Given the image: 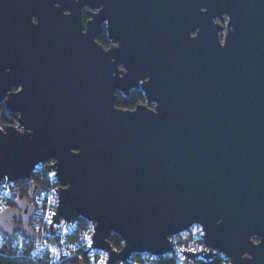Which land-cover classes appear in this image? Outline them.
I'll return each mask as SVG.
<instances>
[{"label":"water","instance_id":"water-1","mask_svg":"<svg viewBox=\"0 0 264 264\" xmlns=\"http://www.w3.org/2000/svg\"><path fill=\"white\" fill-rule=\"evenodd\" d=\"M104 23L117 46L96 40ZM0 65L19 121L0 127V184L54 160L49 232L84 217L118 264L199 224L207 247L181 249L186 264H264V0H0ZM134 87L145 102L117 105ZM40 189L0 212L7 235L37 238Z\"/></svg>","mask_w":264,"mask_h":264},{"label":"built area","instance_id":"built-area-1","mask_svg":"<svg viewBox=\"0 0 264 264\" xmlns=\"http://www.w3.org/2000/svg\"><path fill=\"white\" fill-rule=\"evenodd\" d=\"M53 162L54 160H50L45 163L50 166ZM42 164L44 163L38 164L35 170ZM50 170L51 178L56 180L58 184L51 189L41 188L38 195L36 196V199L33 201V228L38 234V237L35 241L33 253L37 255H43L48 252L51 255L52 259H54L55 261H60L65 257L74 255L83 257L82 250H85V252L89 256L86 262L87 264H109L107 262L109 258V252L104 249L93 247L92 236L95 231V225L91 221L89 226L81 233L78 238L75 239H72L70 237L79 229L78 220L75 222L62 220L60 223L55 224L54 233L48 231V228L51 225V223H49V218L51 219V221H53V216H50V214L56 213L59 203L58 191L56 190V188L60 187L61 185L55 171L52 169ZM7 181H5L4 184H0V212L8 206L9 200L13 197V185L16 181ZM203 234L204 231L201 225L195 224L191 228L174 235L172 237L174 249L169 251L168 254L170 256L177 255L179 264H186L184 261L185 255L181 251V249H191L195 252L206 249L207 246L204 242ZM5 235L6 233L0 227V241L4 240ZM185 239H188V245H185ZM23 241V238L22 240L17 239V243H20V245H23ZM89 248L91 249L87 251ZM114 248L117 250L121 249L116 246H114ZM143 253L144 260H139L133 256L134 254H132L127 260H122L118 264H147L149 258L158 256L149 252ZM192 260L197 264H203L204 261H208L202 255L195 256L192 258Z\"/></svg>","mask_w":264,"mask_h":264},{"label":"trees","instance_id":"trees-1","mask_svg":"<svg viewBox=\"0 0 264 264\" xmlns=\"http://www.w3.org/2000/svg\"><path fill=\"white\" fill-rule=\"evenodd\" d=\"M101 39H106L104 33ZM145 100L144 92L142 89H135L131 97L124 96L118 93L117 105L123 107L133 108L140 100ZM3 123L19 124L18 114L10 112L5 105H0V127ZM51 170L47 163L42 164L37 168L31 178H24L17 180L13 185V197L9 200L6 208H19L18 200L29 198L32 186L38 184L42 189H51L55 187L58 182L51 178ZM34 204V203H33ZM5 208V209H6ZM33 218V217H32ZM30 220L29 227L32 231L37 233L33 228V220ZM79 229L70 238H78L81 233L89 226L90 221L84 217L78 219ZM24 239L23 245L17 243L18 240ZM38 237V234H37ZM111 243L121 248L124 244L122 237L112 232L109 236ZM36 238L26 231L19 229L18 233L14 235H5L4 240L0 241V264H87L88 254L82 250L83 257L79 255L65 257L60 261L52 259L51 255L47 252L43 255L33 253ZM20 242V241H19ZM135 258L144 260V253H134ZM229 258L223 253H217L212 260L204 261L203 264H228ZM147 264H179L177 255L170 256L168 253L149 258Z\"/></svg>","mask_w":264,"mask_h":264},{"label":"flooded vegetation","instance_id":"flooded-vegetation-1","mask_svg":"<svg viewBox=\"0 0 264 264\" xmlns=\"http://www.w3.org/2000/svg\"><path fill=\"white\" fill-rule=\"evenodd\" d=\"M87 10H88V8H85L84 9V22L86 23L87 22V20L90 18V15L87 13ZM106 34V39H101L100 37L103 35V34ZM96 40L101 44V45H103L106 49L107 48H110V47H114V46H117L118 45V42L116 41V40H114V39H112V38H110L109 36H108V33H107V30H106V24L104 23L103 24V31L99 34V35H97V37H96ZM135 89H142L141 87H134V88H131V90H130V94L129 95H126V94H124L123 92H121L120 90H117L116 91V103H117V97H118V93H121V94H123L124 96H127V97H131V94H132V92L135 90ZM145 96V95H144ZM145 100H140L138 103H142V102H144ZM137 103V104H138ZM136 104V105H137ZM0 105H4V104H0ZM20 225H22L23 224V222H18Z\"/></svg>","mask_w":264,"mask_h":264},{"label":"snow or ice","instance_id":"snow-or-ice-1","mask_svg":"<svg viewBox=\"0 0 264 264\" xmlns=\"http://www.w3.org/2000/svg\"><path fill=\"white\" fill-rule=\"evenodd\" d=\"M206 11V10H205ZM5 71H7L8 73H10L12 71V67L11 66H4V65H0V80L3 79V76L5 74ZM55 213H51L50 216H54ZM51 219L49 218V223H51ZM264 246V245H262ZM251 259V258H249Z\"/></svg>","mask_w":264,"mask_h":264},{"label":"rangeland","instance_id":"rangeland-1","mask_svg":"<svg viewBox=\"0 0 264 264\" xmlns=\"http://www.w3.org/2000/svg\"><path fill=\"white\" fill-rule=\"evenodd\" d=\"M145 102V101H144Z\"/></svg>","mask_w":264,"mask_h":264}]
</instances>
